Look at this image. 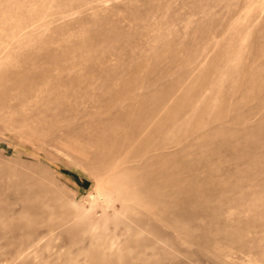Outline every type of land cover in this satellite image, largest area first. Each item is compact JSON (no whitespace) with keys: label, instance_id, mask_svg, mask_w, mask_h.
<instances>
[{"label":"rangeland","instance_id":"obj_1","mask_svg":"<svg viewBox=\"0 0 264 264\" xmlns=\"http://www.w3.org/2000/svg\"><path fill=\"white\" fill-rule=\"evenodd\" d=\"M0 264H264V0H0Z\"/></svg>","mask_w":264,"mask_h":264}]
</instances>
